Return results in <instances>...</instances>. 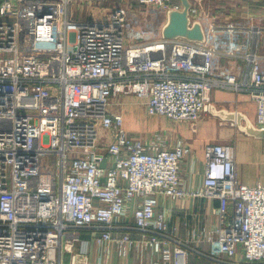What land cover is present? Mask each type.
I'll list each match as a JSON object with an SVG mask.
<instances>
[{
	"label": "built area",
	"instance_id": "obj_1",
	"mask_svg": "<svg viewBox=\"0 0 264 264\" xmlns=\"http://www.w3.org/2000/svg\"><path fill=\"white\" fill-rule=\"evenodd\" d=\"M72 2L0 0V264H89L93 245L111 243L121 259L151 250L152 264H187L191 251L263 264L264 183L240 181L234 144H207L202 185L186 190L190 146L143 141L110 106L132 94L148 115L194 122L220 89L247 95L264 128V18L216 22L192 0L189 17L205 35L196 42L138 29L120 7L78 20ZM137 2L164 14L181 8ZM161 197L217 202L210 254L168 233Z\"/></svg>",
	"mask_w": 264,
	"mask_h": 264
},
{
	"label": "crops",
	"instance_id": "obj_2",
	"mask_svg": "<svg viewBox=\"0 0 264 264\" xmlns=\"http://www.w3.org/2000/svg\"><path fill=\"white\" fill-rule=\"evenodd\" d=\"M192 1V0H191ZM200 1V0H199ZM260 0H240L244 9L240 11L241 16L261 15L264 18V7L261 11H254L253 3ZM179 2V1H178ZM252 3V4H251ZM106 12V11H103ZM101 17L86 16L79 20H99ZM136 101L133 106L132 101ZM132 97L128 105L130 109L116 108L111 103L110 112L112 114H123L124 126L126 130L143 141H150L145 134L147 128L142 120L148 115L144 106L137 97ZM210 103L217 108L236 110L245 113L251 121L248 109L255 105L249 97L244 94L214 89L211 91ZM114 104V105H113ZM149 116V115H148ZM147 117V116H146ZM163 127H150L151 140H158L161 143L171 145L175 138H182L191 148L190 153L181 161L180 176L186 190L197 189L202 185L205 172L204 149L209 143L230 142L233 140L235 146V160L238 177L241 182L248 185L264 183V139L249 136L238 129L236 124L231 121L223 120L218 116L212 115L207 110L201 112L199 118L194 122L183 121ZM164 137L165 141L160 140L158 134ZM101 139L106 143L110 137L109 131L101 130ZM217 202L206 197H185L178 199H168L161 197L158 200L157 211L164 214L166 218L167 231L170 235L181 240H188L190 245L210 254L212 247L206 240L208 233L215 234L218 228V217L216 213ZM99 249V248H98ZM92 246L89 252V264H152L155 254L151 250L132 249L128 256L121 259L114 243L109 244L104 249L98 250ZM237 258H241V253H237ZM187 264H221L213 261L204 254L191 251L188 256ZM264 264V263H263Z\"/></svg>",
	"mask_w": 264,
	"mask_h": 264
},
{
	"label": "rangeland",
	"instance_id": "obj_3",
	"mask_svg": "<svg viewBox=\"0 0 264 264\" xmlns=\"http://www.w3.org/2000/svg\"><path fill=\"white\" fill-rule=\"evenodd\" d=\"M172 2H178V0H172ZM244 6L246 5H242L240 0H200L199 1V9L208 13L216 22H225V20L230 17H232L233 20L243 21L244 17L258 18L257 16L261 17V15H263V14H259V15L241 16L240 11L244 9ZM253 6L254 9L252 10L261 11L262 8L264 7V0L254 2ZM119 7L125 11H129L131 16H128V19H130V21H132L133 23V26L138 29H148V31L152 30L158 34L160 33L161 28L166 22V16H165L166 14H164V12L160 10V8L141 6L137 3V0H73L71 9L74 18L79 20V19H83L86 16H90V17L94 16L96 18L101 17L105 15V13L109 14L115 8H119ZM138 36L139 35L133 36L129 38L128 41L137 40ZM261 48L264 50V45H262ZM131 54L132 52L128 50L125 54L126 59L130 57ZM132 97L135 98V96L132 94L129 95L117 94L112 97L111 101L115 104L113 105L116 108L119 109L121 106V109L123 108L129 110L130 107L132 106L128 105L129 100L127 101V99L129 98L131 99ZM136 101H138L136 100V98L135 101H132L133 106L134 105L136 106L135 104ZM248 112L252 116L255 113V108L251 106L248 109ZM121 115L123 116V114ZM146 116H144L142 122L147 128H144L145 132L140 133V135L141 136H143L144 134L145 136L147 135L148 140H151V136H152L151 133L149 132L150 127L153 129L154 126L167 128L166 126L170 124H175L185 121V120H171L163 116H151V115L149 116L146 115ZM158 137H161L160 140L165 141L164 140L165 138L164 137L162 138V135L160 133L158 134ZM230 143L233 144V140L230 141Z\"/></svg>",
	"mask_w": 264,
	"mask_h": 264
},
{
	"label": "water",
	"instance_id": "obj_4",
	"mask_svg": "<svg viewBox=\"0 0 264 264\" xmlns=\"http://www.w3.org/2000/svg\"><path fill=\"white\" fill-rule=\"evenodd\" d=\"M178 1L181 4V8H170L166 13V22L161 28L162 37L166 39L183 37L190 41L203 42L205 35L201 23L197 20H191L189 17L191 1ZM206 110L214 116L233 122L245 134L264 139V128L256 126L245 113L217 108L211 103L207 104Z\"/></svg>",
	"mask_w": 264,
	"mask_h": 264
},
{
	"label": "trees",
	"instance_id": "obj_5",
	"mask_svg": "<svg viewBox=\"0 0 264 264\" xmlns=\"http://www.w3.org/2000/svg\"><path fill=\"white\" fill-rule=\"evenodd\" d=\"M138 3V2H137Z\"/></svg>",
	"mask_w": 264,
	"mask_h": 264
}]
</instances>
